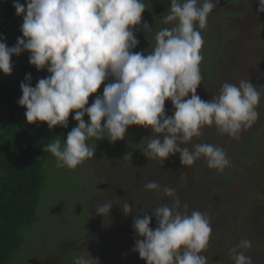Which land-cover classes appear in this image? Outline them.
I'll list each match as a JSON object with an SVG mask.
<instances>
[{
    "label": "clouds",
    "instance_id": "9594fccd",
    "mask_svg": "<svg viewBox=\"0 0 264 264\" xmlns=\"http://www.w3.org/2000/svg\"><path fill=\"white\" fill-rule=\"evenodd\" d=\"M168 3L162 17L170 26L155 33L153 50L144 54L134 49L140 43L137 30L142 27L146 37L153 30L142 21L148 7L145 0H26V7L13 0L16 15L23 18L22 37L9 47L0 35V72L11 75L12 57L29 52L30 64L50 75L33 87L31 74H26L20 84L22 96L17 102L26 108L27 122H46L50 130L68 128L74 113L77 125L66 140L56 138L43 148L55 157L58 168L83 165L96 154L90 139L124 140L131 126L151 129L144 155L162 166L179 154L182 167L202 158L218 172L230 167L221 146L194 143V139L213 125L221 134L239 139L259 119L261 92L242 79L238 84L223 83L218 95L203 100L197 94L203 81L202 30L219 0ZM258 5L257 14L264 13V0H258ZM166 101L174 107L172 115L166 113ZM144 188L170 198L171 204L149 211L151 216L144 210L134 216L132 227L138 238L133 251L147 264H208L203 253L210 247L213 230L207 215L199 210L189 213L174 188L155 181ZM112 208L107 201L95 212L105 217ZM121 208L125 215L136 212L128 201ZM251 247L250 240L241 239L231 248L234 264H253L245 255ZM74 264L92 261L80 256Z\"/></svg>",
    "mask_w": 264,
    "mask_h": 264
},
{
    "label": "rangeland",
    "instance_id": "374dc122",
    "mask_svg": "<svg viewBox=\"0 0 264 264\" xmlns=\"http://www.w3.org/2000/svg\"><path fill=\"white\" fill-rule=\"evenodd\" d=\"M151 1L145 0L148 7L142 21H162L168 0ZM258 7V0H219L208 18V27L202 30L203 81L197 94L207 101L219 94L223 83L238 84L242 79L250 80L261 92L259 119L239 139L221 134L214 125L206 126L203 135L194 139V143L224 147L230 167L218 172L203 158L191 167H182L179 154L169 157L163 166L148 160L144 150L152 132L140 126H131L124 140L111 142L107 136L102 141L90 139L88 143L96 148L95 157L76 169L58 168L51 154L39 218L22 230L24 244L6 264H74L76 252L91 259L92 264H147L133 251L138 238L133 218L142 210L149 212L171 204L170 198L146 190L148 181L176 189L189 213L199 210L207 215L213 230L210 247L203 253L208 264L222 260L219 252L225 251L222 240L227 238L237 244L241 239L250 240L252 247L241 251L254 264H264V13L257 14ZM160 29L147 34L154 46L153 37ZM102 92L103 85L98 94ZM94 98H89V104ZM165 107L172 115L171 101H166ZM6 111L0 108V127ZM70 119L67 129L77 125L73 117ZM64 135L67 137L64 132L59 138ZM107 201L113 203L109 216L97 215L96 207ZM125 201L136 212L125 215L121 208ZM151 227H156L155 217ZM96 247L101 249L96 257L102 259L93 261L83 250L95 251Z\"/></svg>",
    "mask_w": 264,
    "mask_h": 264
},
{
    "label": "trees",
    "instance_id": "16d2710c",
    "mask_svg": "<svg viewBox=\"0 0 264 264\" xmlns=\"http://www.w3.org/2000/svg\"><path fill=\"white\" fill-rule=\"evenodd\" d=\"M19 2L26 7V0ZM151 2L155 3V0ZM22 22L23 18L16 15L13 0H0V35L9 47L16 44L17 37H22ZM149 25L153 30L166 26L163 20L150 22ZM136 35L140 43L134 51L150 53L154 45L147 40L144 31L140 28ZM29 56V52H24L12 57L11 75L0 72V108L7 109L4 125L0 127V264H6L12 259L14 252L24 244L22 230L33 226L39 218L41 193L48 174L46 163L51 156V153L43 148L51 140L59 138V134L68 133L72 129L57 126L50 130L46 122H27L24 115L26 108L17 102L22 96L20 84L25 81L26 74H31L33 87L39 79L50 75L46 70L37 71L30 64ZM73 116L74 113L69 119ZM64 137L65 135L61 138L62 142L66 140ZM224 176L229 178L227 173ZM222 244L226 245L225 251L219 252L222 260L215 264H234L230 249L237 243L227 238L222 240ZM96 248L95 251L84 249V254H90L93 261L102 259L96 257V253L101 250ZM76 256L80 257V252L73 255L74 258Z\"/></svg>",
    "mask_w": 264,
    "mask_h": 264
},
{
    "label": "water",
    "instance_id": "95a60500",
    "mask_svg": "<svg viewBox=\"0 0 264 264\" xmlns=\"http://www.w3.org/2000/svg\"><path fill=\"white\" fill-rule=\"evenodd\" d=\"M3 10V6L1 7V11Z\"/></svg>",
    "mask_w": 264,
    "mask_h": 264
}]
</instances>
